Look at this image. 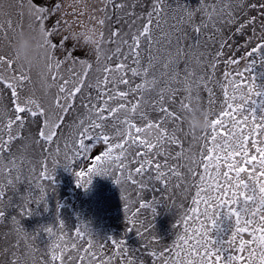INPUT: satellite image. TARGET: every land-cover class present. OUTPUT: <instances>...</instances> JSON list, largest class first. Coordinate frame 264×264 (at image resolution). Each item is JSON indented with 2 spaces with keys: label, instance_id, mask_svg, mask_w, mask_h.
Segmentation results:
<instances>
[{
  "label": "snow or ice",
  "instance_id": "snow-or-ice-1",
  "mask_svg": "<svg viewBox=\"0 0 264 264\" xmlns=\"http://www.w3.org/2000/svg\"><path fill=\"white\" fill-rule=\"evenodd\" d=\"M15 7L20 9L17 22L0 21V225H11L3 233L7 246L0 248V264H146L145 255L152 264H264V107L257 115L248 106L257 97L264 105V87L250 70L264 59V0H198L195 5L185 0H99L89 14L99 40L86 52L70 35L76 20L66 19L64 0H17ZM25 8L26 27L39 28L49 49L39 65L27 67L18 65L11 48L16 30L26 28ZM71 15L83 13L73 10ZM249 30L245 47L251 50L239 60L234 54L225 59L236 48L233 35L244 37ZM242 61H247L243 72L224 71L223 80L217 78L222 63L227 69ZM34 68L40 69V95ZM178 93L185 95L177 111L172 106ZM193 104L205 109L211 121L202 136L193 135L194 141H203L198 155L195 145L185 148L178 135ZM17 142L20 155L13 151ZM30 148L39 150L42 159H31ZM58 164L73 174L78 187L87 188L94 175L120 186L128 229L142 246L130 249L111 236L101 242L79 226L75 234L80 243L69 244L59 217L58 227L29 233L21 219L9 215L13 207L21 217L32 213L33 204L47 207V185L55 182ZM191 187L196 188V207L175 225L182 222L184 234L173 247L159 250L155 205L163 198L174 207L175 197ZM149 191L160 195L146 200L143 194ZM149 210L152 219H141ZM221 214L233 224L227 239L217 241L210 232ZM41 231L52 241L48 259H38L34 247ZM13 236L14 243L7 239ZM109 242L114 250L106 255Z\"/></svg>",
  "mask_w": 264,
  "mask_h": 264
},
{
  "label": "rangeland",
  "instance_id": "rangeland-1",
  "mask_svg": "<svg viewBox=\"0 0 264 264\" xmlns=\"http://www.w3.org/2000/svg\"><path fill=\"white\" fill-rule=\"evenodd\" d=\"M2 5L6 6L8 0H0ZM14 1V0H10ZM16 1V0H15ZM185 3L189 5H195L198 3V0H185ZM9 4V3H8ZM88 4V12L91 14V10L94 6H99V0H87ZM67 7V5H65ZM68 15L66 19L69 21L76 20V24H74V28L79 30V21L86 20L89 21V14L84 16L73 17L71 15L72 9L67 8ZM94 23V22H92ZM249 33L244 37H240L238 34L233 35L232 44L236 45L234 52L225 57V59L231 58V55H235L236 59H240L241 57L246 55L247 51L251 50V47H245V41L248 38ZM107 37V34H106ZM84 51H88L84 48ZM84 52H77L78 56H82ZM264 55V54H262ZM91 59L95 60V55L91 56ZM247 61H242L238 66L230 65L227 69L224 67L223 63L219 66L217 78L223 80L224 71H232L234 74L236 71L243 72L246 67ZM183 65H181L182 67ZM35 70H38L37 68ZM251 72L254 76L256 82L261 87H264V59L263 61H259L254 63L251 66ZM245 76L249 74L247 72L244 73ZM32 78H34L32 76ZM137 83L139 80L136 81ZM210 87H214V85H209ZM217 95L222 98L223 93L222 90L218 87L216 88ZM185 95L184 93H178L176 96V104L173 105V110H179V102L181 97ZM201 96L205 101V107H207V93L201 90ZM261 97L256 98V104L253 105L249 102L248 106L252 107L257 115H260V108L264 107V105L260 104ZM7 102V101H6ZM219 111V108L216 109ZM155 118V117H154ZM180 131L178 135L184 142L185 148L189 145H195L193 147V151L199 154L200 148L199 145L203 143L199 139L193 140V135L199 138L203 135V132L193 134L189 132L186 128L185 124L179 125ZM173 129V125H169V131L171 132ZM186 134V135H185ZM61 148H63V141H61ZM21 143L17 142L13 151L17 154H21ZM254 152V150H252ZM34 150L28 149V154L31 159L34 161L41 160V156L38 159L33 157ZM98 154L94 152L91 154V158L88 161V164H91V160L95 159V155ZM32 156V157H31ZM171 163V162H170ZM26 167H31L28 165ZM49 167H51V163L49 162ZM41 166L37 164V170L39 171ZM79 170V168L75 169ZM198 180V177H197ZM54 183L51 185H47V195H46V205L44 203L33 204L30 207L32 208V213L28 216L21 217L19 215V210L15 207L8 209V214L18 216L17 218L21 219L22 226L29 233L34 232L35 230L41 228L42 226H50L57 225L58 221L57 217H59L60 221H63L65 224L64 232L67 233L65 239L70 244L72 242L80 243L79 238L76 237L75 227L79 226L83 230L85 227L92 231L94 238L99 239L103 242V239L111 236L116 239H123L126 245L130 249H138L142 246L140 238L136 235L134 230H129L131 227L125 219V210L124 204L126 201L121 198V189L120 186H117L113 183L110 177H104L99 175H94L92 177L91 183L87 188L78 187L75 183V177L70 171L65 170V168L61 165L56 166V170L54 173ZM19 191L21 193L25 190V185L21 184L18 186ZM35 189V185H33ZM131 191V190H129ZM196 188L191 187L186 190L185 193H180L175 197L174 207L167 205L164 202V199L161 198L160 202L155 205L156 214L153 217V230L155 235L158 237L160 241L162 250L163 247L171 248L177 243V237L179 235L184 234V225L181 222L179 227H175L176 222L180 220V217L188 212V209L191 207H196L195 204L192 203L193 197H195ZM36 195H39V191L36 190ZM146 200H151L152 197L159 196L158 192H146L143 194ZM15 198V199H14ZM14 200L18 199V197L14 196ZM135 196L132 197V200H135ZM169 204H172V201H168ZM57 205L59 208L57 209ZM138 203L135 207L130 206V212L128 215H131V212L136 211V207H138ZM201 210L203 209V205H200ZM11 211V212H10ZM17 214V215H16ZM191 215V213H189ZM28 217V218H27ZM143 220H151L152 215L150 210L144 211L140 217ZM27 220V221H26ZM195 220V217H193ZM24 221V222H23ZM190 226L198 227L199 222L193 224L191 221L189 222ZM232 219L230 217H225L223 214L219 217L217 221L216 227H213L210 235L214 237L217 241L226 240L228 235L230 234L232 228ZM11 228L10 223L5 222L4 225H0V248L7 246L6 238L3 233L9 232ZM59 235V232L57 233ZM88 237L86 236L85 239ZM246 239H250V237L245 236ZM7 239L11 240L13 243L15 241V237H8ZM52 243V241L47 242L46 234L42 231L39 232V241L36 242L34 247L39 249L37 252V258H45L48 259L46 250L48 246ZM82 247H86V244H83ZM114 249L112 248L110 242L108 248L105 250L106 255H111V252ZM148 251H151L149 249ZM146 264H152V258L145 255L144 257ZM51 264V262H49ZM58 264V262H56ZM115 264H119V261H116Z\"/></svg>",
  "mask_w": 264,
  "mask_h": 264
},
{
  "label": "clouds",
  "instance_id": "clouds-1",
  "mask_svg": "<svg viewBox=\"0 0 264 264\" xmlns=\"http://www.w3.org/2000/svg\"><path fill=\"white\" fill-rule=\"evenodd\" d=\"M64 8H71L77 14L83 16L89 14L87 0H64ZM79 30L74 27L70 29V35L78 40L81 47L87 50H94L99 40V28L91 21L80 20ZM12 54L18 65L27 67L29 65H39L41 59L46 56L49 49L45 46V36L39 28L17 29L12 39ZM184 124L189 132L196 134L203 132L210 126V118L205 109L197 104H193L191 109L184 113Z\"/></svg>",
  "mask_w": 264,
  "mask_h": 264
},
{
  "label": "bare ground",
  "instance_id": "bare-ground-1",
  "mask_svg": "<svg viewBox=\"0 0 264 264\" xmlns=\"http://www.w3.org/2000/svg\"><path fill=\"white\" fill-rule=\"evenodd\" d=\"M7 2L9 4L7 3L6 6H4V5H2V3L0 1V21H7L8 19H12L14 22H17L19 20V16L16 13H18L20 11V9L15 7V4H16L17 0L16 1L15 0L14 1L8 0ZM36 2L39 3V0H36ZM24 11H25L24 24H25V27H26L27 26L26 8H25ZM260 61L262 62L263 59H261ZM35 69L36 68H34L32 70V76L34 77L33 80L36 82L37 95H40L41 94V89H40V84H39V80H38V73H39L40 69L39 68H37L38 70H35ZM38 153H39V150H34L33 157L38 159V157L40 156ZM41 159H42V157H41ZM9 215H11V213H9ZM35 247H37V246H35Z\"/></svg>",
  "mask_w": 264,
  "mask_h": 264
}]
</instances>
